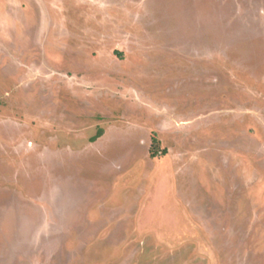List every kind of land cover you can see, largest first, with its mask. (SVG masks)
<instances>
[{
    "label": "rangeland",
    "instance_id": "374dc122",
    "mask_svg": "<svg viewBox=\"0 0 264 264\" xmlns=\"http://www.w3.org/2000/svg\"><path fill=\"white\" fill-rule=\"evenodd\" d=\"M0 264H264V0H0Z\"/></svg>",
    "mask_w": 264,
    "mask_h": 264
},
{
    "label": "trees",
    "instance_id": "16d2710c",
    "mask_svg": "<svg viewBox=\"0 0 264 264\" xmlns=\"http://www.w3.org/2000/svg\"><path fill=\"white\" fill-rule=\"evenodd\" d=\"M103 134L102 131H100L95 137L92 138V140H96L98 137H100ZM155 144L152 145V150H153V154H156L157 152L155 151Z\"/></svg>",
    "mask_w": 264,
    "mask_h": 264
}]
</instances>
